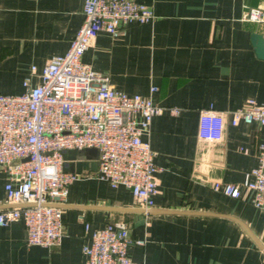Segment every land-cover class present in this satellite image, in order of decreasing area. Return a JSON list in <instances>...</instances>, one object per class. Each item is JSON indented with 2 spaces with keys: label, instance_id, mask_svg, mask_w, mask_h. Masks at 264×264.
<instances>
[{
  "label": "crops",
  "instance_id": "obj_1",
  "mask_svg": "<svg viewBox=\"0 0 264 264\" xmlns=\"http://www.w3.org/2000/svg\"><path fill=\"white\" fill-rule=\"evenodd\" d=\"M152 6L153 22H131L119 37L101 32L83 61L128 94L149 96L180 109L154 118L149 139L159 192L142 207L132 191L98 178L75 181L64 205L65 233L58 246L29 245L24 221L0 226V264H85L83 246L93 230L125 221L133 239L129 255L149 264H264V211L252 192L234 198L216 182L242 184L259 164L264 127L231 123L232 112L254 98L264 103V58L253 34L264 23L242 19L247 7L264 0H136ZM85 0H0V93L21 94L55 55L65 54L85 22ZM213 107L226 118L223 139L199 136L200 115ZM245 149L247 151H245ZM99 155L86 152L82 172L95 173ZM71 164H67L71 168ZM7 176L0 169V210L7 200ZM86 224L89 229L86 230Z\"/></svg>",
  "mask_w": 264,
  "mask_h": 264
},
{
  "label": "built area",
  "instance_id": "obj_2",
  "mask_svg": "<svg viewBox=\"0 0 264 264\" xmlns=\"http://www.w3.org/2000/svg\"><path fill=\"white\" fill-rule=\"evenodd\" d=\"M85 22L65 54L53 56L32 85L31 74L21 94L0 93V169L7 176L5 190L12 208L0 210V226L23 220L29 245L52 248L65 233L64 205L71 184L98 178L113 188L130 189L138 203L149 209L155 204L158 173L156 153L147 137L156 116L176 107L156 102L154 94H128L111 83L110 76L96 72L83 61L85 52L101 32L119 37L124 26L156 18L152 6L136 0H85ZM243 20L264 23V9L247 7ZM258 122L264 127V103L254 98L232 112L231 123ZM226 118L210 107L200 115L199 136L209 141L223 139ZM97 149L95 173L65 171L63 152ZM245 151H247L245 149ZM259 164L247 171L242 184L216 182L214 189L240 198L252 192L251 203L264 211V134L258 144ZM86 224V230L89 229ZM145 239H133L125 221L108 223L93 230L83 246L85 264H149L133 260L129 247Z\"/></svg>",
  "mask_w": 264,
  "mask_h": 264
},
{
  "label": "water",
  "instance_id": "obj_3",
  "mask_svg": "<svg viewBox=\"0 0 264 264\" xmlns=\"http://www.w3.org/2000/svg\"><path fill=\"white\" fill-rule=\"evenodd\" d=\"M252 38H253V44H254V46L256 48L257 54L260 57L264 58V35L263 34L254 33ZM86 150L88 152H93V153L98 154L97 149L90 148V149H86ZM65 153H66V151L63 152L64 158L66 160L65 165H64V170L65 171L82 172V169L84 168L86 162L85 161H77L74 164V166L76 165V168H73V164H71V168H68L67 167L68 159L66 158ZM70 160H76V157H73Z\"/></svg>",
  "mask_w": 264,
  "mask_h": 264
},
{
  "label": "rangeland",
  "instance_id": "obj_4",
  "mask_svg": "<svg viewBox=\"0 0 264 264\" xmlns=\"http://www.w3.org/2000/svg\"><path fill=\"white\" fill-rule=\"evenodd\" d=\"M88 152L86 149L85 150H78V149H69L66 151L65 156L68 159V163L67 164H71L72 160H70L73 157H76L77 155L81 154V153H86ZM92 153V152H91Z\"/></svg>",
  "mask_w": 264,
  "mask_h": 264
}]
</instances>
